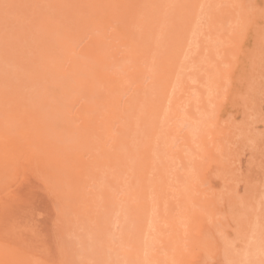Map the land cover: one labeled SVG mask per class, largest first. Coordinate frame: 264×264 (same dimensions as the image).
I'll use <instances>...</instances> for the list:
<instances>
[{
	"label": "rangeland",
	"instance_id": "obj_1",
	"mask_svg": "<svg viewBox=\"0 0 264 264\" xmlns=\"http://www.w3.org/2000/svg\"><path fill=\"white\" fill-rule=\"evenodd\" d=\"M0 60V264H264V0H0Z\"/></svg>",
	"mask_w": 264,
	"mask_h": 264
},
{
	"label": "bare ground",
	"instance_id": "obj_2",
	"mask_svg": "<svg viewBox=\"0 0 264 264\" xmlns=\"http://www.w3.org/2000/svg\"><path fill=\"white\" fill-rule=\"evenodd\" d=\"M59 1V0H58ZM91 2V1H90ZM54 4V3H53ZM13 6V5H12ZM18 8V7H17ZM55 9V8H54ZM37 12V11H36ZM40 14V13H39ZM70 17V16H69ZM64 19V18H63ZM26 20V19H25ZM64 21V20H63ZM80 23V22H79ZM69 31V30H68ZM69 35V34H68ZM57 38V37H56ZM54 43V42H53ZM58 45V44H57ZM21 47V46H20ZM15 52V51H14ZM14 54V53H13ZM40 54V53H39ZM141 57V56H140ZM32 61V60H31ZM0 62H1V60H0ZM6 63V62H5ZM154 63V62H153ZM1 64V63H0ZM137 64V63H136ZM6 67V66H5ZM196 86V85H195ZM1 88V87H0ZM179 99V98H178ZM127 114V113H126ZM83 137V136H82ZM182 138V137H181ZM175 140V139H174ZM1 146V145H0ZM53 148V147H52ZM65 148V147H64ZM75 149V148H74ZM7 150V149H6ZM76 150V149H75ZM63 154V153H62ZM10 155V154H9ZM54 157V156H53ZM70 157V156H69ZM8 158H9V156H8ZM74 161H75V159H74ZM66 169V168H65ZM57 171V170H56ZM60 179V178H59ZM59 194V193H58ZM60 198V197H59ZM63 205V204H62ZM71 209H73V208H71ZM78 209V208H77ZM78 211V210H77ZM73 213H74V211H73ZM96 231V230H95ZM148 243V242H147ZM72 248V247H71ZM74 252V251H73Z\"/></svg>",
	"mask_w": 264,
	"mask_h": 264
}]
</instances>
